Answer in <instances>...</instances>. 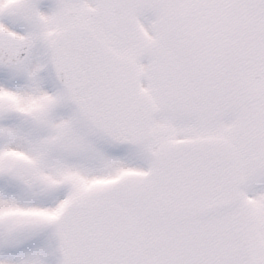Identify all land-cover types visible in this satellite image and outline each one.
<instances>
[{
	"label": "snow or ice",
	"instance_id": "obj_1",
	"mask_svg": "<svg viewBox=\"0 0 264 264\" xmlns=\"http://www.w3.org/2000/svg\"><path fill=\"white\" fill-rule=\"evenodd\" d=\"M0 264H264V0H0Z\"/></svg>",
	"mask_w": 264,
	"mask_h": 264
}]
</instances>
